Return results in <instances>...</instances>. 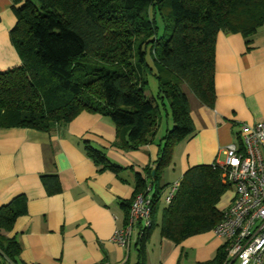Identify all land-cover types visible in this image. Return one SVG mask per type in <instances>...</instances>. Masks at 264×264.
Wrapping results in <instances>:
<instances>
[{"label":"trees","instance_id":"16d2710c","mask_svg":"<svg viewBox=\"0 0 264 264\" xmlns=\"http://www.w3.org/2000/svg\"><path fill=\"white\" fill-rule=\"evenodd\" d=\"M13 12L9 34L21 63L0 71V127L48 132L86 111L111 119L115 145L137 148L155 138L162 107L172 127L160 138L153 166L145 168L149 185L136 174L134 196L154 189L151 223L137 234L134 264L146 263L145 243L155 226L175 243L212 229L223 214L216 204L230 188L221 183L220 170L211 164L188 168L160 207L162 173L173 147L196 131L185 90L206 107L214 102L217 33H240L248 45L264 24V0H24ZM140 12L146 16L134 22L131 16ZM148 76L156 81L155 99L145 95ZM84 151L99 170H121L89 144ZM41 180L47 193L59 190L56 175ZM25 213L23 195L0 206V264H22L8 232ZM225 258L224 244L199 264H224Z\"/></svg>","mask_w":264,"mask_h":264},{"label":"crops","instance_id":"0c3cea01","mask_svg":"<svg viewBox=\"0 0 264 264\" xmlns=\"http://www.w3.org/2000/svg\"><path fill=\"white\" fill-rule=\"evenodd\" d=\"M23 2L0 0V71L21 63L9 33L16 21L13 7ZM249 42L247 45L240 33H217L212 107H206L185 90L188 101V95L193 98L189 106L196 131L173 147L171 162L161 178L165 192L179 182L188 168L223 160L227 144L240 145L242 125L264 122V24L249 37ZM165 117V127L161 129L159 120L153 141L125 149L114 143V123L99 113L82 111L67 124L56 125L48 132L0 127V206L17 195L26 198V213L15 219L8 232L20 246L18 261L134 264L138 225L125 245L112 241V236L127 224L126 204L133 199L136 174L147 184L150 181L145 168L153 166L158 156L160 138L170 125L169 116ZM84 144L102 151L121 170H99L85 153ZM45 174L56 175L59 190L47 193L41 180ZM153 189L150 186L148 196ZM233 196L230 185L216 207L224 211ZM159 215L160 209L155 212L157 222ZM155 228L145 243V264H199L210 260L225 244L211 229L178 243L161 237L157 230L156 247H148Z\"/></svg>","mask_w":264,"mask_h":264},{"label":"built area","instance_id":"2783aa9c","mask_svg":"<svg viewBox=\"0 0 264 264\" xmlns=\"http://www.w3.org/2000/svg\"><path fill=\"white\" fill-rule=\"evenodd\" d=\"M264 122L242 125L240 145L224 147V159L211 162L220 170L223 184H230L234 196L212 232L225 241L224 264H264ZM178 186L174 182L164 193L166 203ZM150 196L137 193L128 208L126 226L117 229L112 241L127 244L138 225L139 236L151 223Z\"/></svg>","mask_w":264,"mask_h":264},{"label":"rangeland","instance_id":"374dc122","mask_svg":"<svg viewBox=\"0 0 264 264\" xmlns=\"http://www.w3.org/2000/svg\"><path fill=\"white\" fill-rule=\"evenodd\" d=\"M144 16H146V12H144V13L140 12V14H138V15L131 16V18H132V20L134 22L135 21L137 22L141 17H144ZM158 25L160 26V23ZM156 92H157L156 81L154 80V78L152 76H148L147 77V87L145 89V95H146L147 98L152 97V98L155 99ZM186 92H187V94H190L189 91L186 90ZM188 97H189L190 105L192 106L193 98L190 95H188ZM160 111L161 112H160L159 119H160V122H161V129L163 130L164 127H165L164 124H165L166 117H165V114L163 112L164 110H163L162 107H160ZM168 123L170 124L168 126V128L170 129L172 127V122H171V120L169 118L167 120V124ZM262 153H263V156H264V151ZM159 203H160L161 206L166 205V203L163 200V196L162 195H161V199H160ZM158 222H159V219H158ZM156 227L157 228L154 229V231H153V233H152V235H151V237H150V239L148 241V244H147L148 247H152V248L156 247V242H157V238H158V234H157L158 226H156Z\"/></svg>","mask_w":264,"mask_h":264}]
</instances>
